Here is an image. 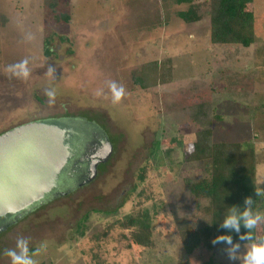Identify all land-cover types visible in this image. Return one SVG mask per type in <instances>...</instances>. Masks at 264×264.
Wrapping results in <instances>:
<instances>
[{
    "label": "rangeland",
    "instance_id": "obj_1",
    "mask_svg": "<svg viewBox=\"0 0 264 264\" xmlns=\"http://www.w3.org/2000/svg\"><path fill=\"white\" fill-rule=\"evenodd\" d=\"M209 1L193 0L202 18L186 23L177 13L190 4L177 0H61L56 13L71 20L57 23L43 0H0L8 18L0 27V134L68 117L94 124L103 139L87 142L82 176L0 221V264H12L5 253L19 251L21 239L36 264H241L229 260L230 245L188 256L175 224L177 217L195 227L209 220L207 200L183 183L208 175V161H184L203 124L216 142L254 147L248 183L264 215V0H246L255 16L247 48L210 41ZM148 62L158 65L143 90L131 76ZM201 109L206 117L197 116ZM174 139L182 147L173 148ZM143 209L153 216L149 247L132 245L118 223Z\"/></svg>",
    "mask_w": 264,
    "mask_h": 264
},
{
    "label": "trees",
    "instance_id": "obj_2",
    "mask_svg": "<svg viewBox=\"0 0 264 264\" xmlns=\"http://www.w3.org/2000/svg\"><path fill=\"white\" fill-rule=\"evenodd\" d=\"M178 3H188L190 6L179 11L178 16L186 23H194L202 18L198 7L192 5L193 0H177ZM44 5L54 13L57 23H69L71 17L68 13H56L61 0H43ZM246 0H210L209 22L210 41L213 44L250 47L255 41V16L254 12L247 9ZM8 21L6 15L0 12V27ZM50 40L43 41L44 56H50ZM157 62H148L141 69L132 73V82L140 89L149 88L146 81L152 71H156ZM152 70V71H151ZM197 116L206 117L203 109ZM200 115V116H199ZM203 124V123H201ZM207 124V123H206ZM161 140H156L153 145L151 159L153 165L158 167L162 163L160 155ZM172 147H182V142L174 139ZM170 153V150H169ZM256 151L254 147L245 142H216L213 140V130L209 125L194 131V140L191 149L184 156V161H208V175L201 178H184L183 183L189 193L197 199L207 200L203 212L209 217L206 224L195 227L186 217H177L175 224L177 233L182 242L185 253L190 256L200 248L211 252L215 245H229L226 241L213 244V239L218 235H231L233 243L252 244L254 241H240L239 234L222 227L224 217L229 209L235 207L237 213L244 209L246 197L253 200V211L259 212L257 195L258 190L254 183L256 175ZM152 219L148 209L138 210L126 214L118 221L123 228L129 230L131 243L134 246L149 247L152 244ZM247 230L241 224L240 232ZM255 238L264 237V222L252 230Z\"/></svg>",
    "mask_w": 264,
    "mask_h": 264
},
{
    "label": "water",
    "instance_id": "obj_3",
    "mask_svg": "<svg viewBox=\"0 0 264 264\" xmlns=\"http://www.w3.org/2000/svg\"><path fill=\"white\" fill-rule=\"evenodd\" d=\"M65 135V128L49 121H30L0 134V220L54 195L70 157Z\"/></svg>",
    "mask_w": 264,
    "mask_h": 264
},
{
    "label": "clouds",
    "instance_id": "obj_4",
    "mask_svg": "<svg viewBox=\"0 0 264 264\" xmlns=\"http://www.w3.org/2000/svg\"><path fill=\"white\" fill-rule=\"evenodd\" d=\"M257 195H260L258 192ZM261 222H264V215L253 211V200L251 197H246L244 201V209L237 213L235 207L229 209L226 213L222 227L235 231L239 234L240 241H254L252 246L243 252L240 251L241 244L233 243L231 235H218L212 243L217 244L226 241L231 247L229 249V260H240L241 264H264V237L255 238L252 230L255 229ZM241 224L247 230L244 233L240 232ZM17 248L8 250L5 254L11 258L12 264H36L35 260L29 252L27 241L21 239L18 241Z\"/></svg>",
    "mask_w": 264,
    "mask_h": 264
},
{
    "label": "flooded vegetation",
    "instance_id": "obj_5",
    "mask_svg": "<svg viewBox=\"0 0 264 264\" xmlns=\"http://www.w3.org/2000/svg\"><path fill=\"white\" fill-rule=\"evenodd\" d=\"M42 121L57 123L66 130L65 142L67 144L70 157L66 169L56 182L57 185L54 190L55 192L58 191L62 185L68 182L67 179H76L83 175V165L81 164V161L84 160L82 158L86 157L85 153L90 149V145L87 142H92V139L94 141H102L103 139L100 130L94 124L82 119L62 117L59 119Z\"/></svg>",
    "mask_w": 264,
    "mask_h": 264
}]
</instances>
